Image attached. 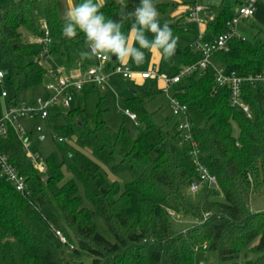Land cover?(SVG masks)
<instances>
[{
	"label": "trees",
	"instance_id": "obj_1",
	"mask_svg": "<svg viewBox=\"0 0 264 264\" xmlns=\"http://www.w3.org/2000/svg\"><path fill=\"white\" fill-rule=\"evenodd\" d=\"M80 2L75 0V4ZM192 2L154 0L161 23H168L175 36L190 31L185 27L189 23L187 14L174 17L171 13L178 5ZM125 3V11L130 12L139 0ZM39 4L40 0H17L0 10L3 67L13 69L29 87L40 85L48 73L40 62L42 56L65 54L69 58L71 47L85 51L83 33L75 38L63 35L61 0H46L44 4L47 44L22 36L20 27L31 37L44 36L37 20ZM101 11L120 20L125 34L134 23V19L122 18L119 0H104ZM234 16L235 10L224 3L215 5L202 39L212 42L227 30ZM201 57L192 46L178 43L173 57H161L159 70L169 63V73L174 74ZM213 60L224 65L225 72L239 76L264 72V43L234 35L227 50L216 51ZM85 62L92 64V59ZM117 63L115 56L110 57L106 69ZM181 82L171 95L186 105L199 162L216 176L224 200H212L211 190H200L205 193L196 205L187 202L182 188L188 187L196 174L191 142L183 140L176 122L165 129L155 121V112L147 107L150 91H133L123 99L124 108L136 116L138 133L132 139L123 123L115 130L107 127L105 96L91 106L89 97L98 91L97 86L85 85L75 94L66 114L58 107L51 114L68 120L58 129L68 137L77 134L78 145L89 148L97 161L80 150L69 155L68 165L49 155L43 160L46 168L41 173L27 157L13 127L0 135V150L25 177L28 188V194H21L0 175V264H15L10 240L21 246L22 264H83L78 259L80 251L92 256V264H197V252L211 253L218 261L214 264H238L243 251L254 255L244 264H264V209L252 211L249 203L252 193L264 196V85L242 84V100L253 112V118L248 119L230 105L229 89L215 84L211 66L192 70ZM30 149L35 152L33 145ZM100 164H111L113 174L128 171L131 180L124 184L108 180ZM78 183L83 197L78 193ZM131 196L137 199L138 211L128 214ZM180 207L202 217L176 232L169 212ZM95 216L112 233L113 242L98 233ZM55 230L63 233L72 249L57 241Z\"/></svg>",
	"mask_w": 264,
	"mask_h": 264
},
{
	"label": "rangeland",
	"instance_id": "obj_2",
	"mask_svg": "<svg viewBox=\"0 0 264 264\" xmlns=\"http://www.w3.org/2000/svg\"><path fill=\"white\" fill-rule=\"evenodd\" d=\"M12 1L17 0H0V10H2L7 4ZM46 0H40V4L37 11V20L38 25L42 27L43 17V8ZM194 1V0H193ZM247 0H199L206 8L203 12V15L206 16V13H210V17L206 18L205 23L199 25V31L204 32V28L208 23L209 19L214 15V6L220 3H224L229 6L232 10H237L241 3H244ZM255 3V10L252 16L246 18H238L235 24V34L238 37L243 38L248 42H261L264 43V0H252ZM75 5V0H61V15L65 16V12ZM181 6L178 5L177 8L171 13L172 16L175 12L178 11V8ZM207 21V22H206ZM190 31L177 34L178 43L182 46L190 45L195 38L197 30L192 24L185 25ZM131 28V27H130ZM19 31L22 33V36L29 37V34L23 29L19 28ZM130 31V29H129ZM84 50L87 51L86 46ZM2 53L3 50L0 46V72H2L3 77L0 82V118L8 112V108L11 102L15 101L16 106H23L31 104L32 101L39 95L44 93V86L49 83V73L51 70L55 74L60 70L64 77L75 76V72H79L82 77L85 76V71L91 65H95L96 60L92 58V64L85 62V59H81V51L77 48L71 47L69 52V58L65 54H50L45 55L40 58L41 64L47 68L48 73L44 76L43 81L40 85L36 87H29L26 85L23 77L18 76L13 69L3 67L2 62ZM150 54H145V59L142 64H135L131 61L128 63L135 68H147L150 63ZM160 64V63H159ZM159 68V66H157ZM162 74L171 75L169 73V63H164L162 67ZM182 82L178 85L173 86L168 91V95L173 93L174 88L179 87ZM158 84L153 79H148L144 83H140L139 80L134 78H122L117 74H113L109 77L108 80L103 82L101 85L97 86L103 95H105L104 105L106 107V112L104 119L106 125L109 129L115 130L122 123L127 128L129 136L133 139L138 133L137 125L124 115V106L123 99L130 95V93L138 92L144 89H147L152 93L148 108L151 111L155 112V121L158 124L164 126L165 129L171 128L174 123L177 121V117L174 116L171 112L168 97L157 88ZM6 93V96H2V92ZM98 100L97 92L94 91L89 97L91 106ZM62 113L66 114L67 110L62 109ZM68 121L63 116H50L46 119H41L36 115H28L25 117H19L18 123L20 126L26 130L28 137L31 141V145L35 148V154L40 156L44 160L49 155H54L56 159L68 165L70 162V154H74L76 151H82L87 155H90L92 159L97 161L91 154L89 148L81 147L76 141L77 134H74L70 137L66 136L57 126H60ZM37 127L40 130H37ZM234 134L237 135V129L234 127ZM40 135H43V138L40 139ZM60 138L61 140H59ZM111 164H100L101 172L106 176L108 180H117L120 184H124L131 180V176L128 171L123 170L117 174L111 172ZM42 173V172H41ZM68 175V174H67ZM44 177V175H42ZM78 193L83 197V188L78 183ZM204 191L191 192L188 187L182 188V194L185 196L188 203L191 205H196L201 196L204 194ZM209 198L216 201H223V195L219 189H212L209 193ZM250 209L252 211H257L264 209V196H260L256 193L250 194ZM83 204L91 208L90 203L83 199ZM138 205L137 199L134 196H131L130 206L126 209L128 214L137 213ZM170 214V213H169ZM202 215L194 210H188L180 207L172 215H169V221L172 225L174 231H183L195 223L200 222ZM93 221L96 224L98 233L106 238L108 241L113 242L114 237L112 233L105 226L104 222L100 217H93ZM14 256L15 264H22V249L21 246L14 240H10ZM3 240L0 241V257L2 251ZM254 257L253 254H250L246 251L240 253L238 258V264H244L245 260L248 258ZM79 261L83 264H92V256L87 254L84 251H80L78 256ZM202 261L204 264H214L218 263L217 260L213 258V255L209 252H197L196 254V263Z\"/></svg>",
	"mask_w": 264,
	"mask_h": 264
},
{
	"label": "built area",
	"instance_id": "obj_3",
	"mask_svg": "<svg viewBox=\"0 0 264 264\" xmlns=\"http://www.w3.org/2000/svg\"><path fill=\"white\" fill-rule=\"evenodd\" d=\"M205 6L194 0L187 7V19L189 22L200 25L205 23L206 16L203 15ZM255 10V3L252 0H247L241 4L235 11V16L227 23V30L219 34L212 42L204 41L203 33L197 31L195 38L192 42V48L202 55L197 63L182 66L178 71L171 75H164L157 66H150L144 70H134L128 63H117L109 70L106 69V64L109 59L103 57H94L96 60L95 65H91L85 71V76L77 74L71 77H64L60 70L57 75L49 81L44 87V93L35 98L31 104L16 106L9 105L8 112L4 117L0 118V135L7 133L8 127L11 126L15 130L18 138L22 141L23 148L26 155L34 167L39 172L45 171V163L36 155L31 149V141L28 137V132L24 130L18 123L19 117L28 115H36L41 119L48 118L51 111L58 107L68 110L73 106L75 101V94L79 92L85 85L99 86L109 79L113 74H117L122 78H132L138 75L143 80L153 79L162 83V92L167 95L171 112L178 119L177 129L182 133L184 141H190L192 150L190 154L196 163L195 177L188 183V189L191 192H198L200 190H212L217 188L216 176L204 165L199 162L197 144L192 138L191 125L189 122V114L185 104H181L174 96L168 95L169 89L181 83L183 79L196 68L204 69L211 66L214 71L215 84L219 87H227L229 89V102L233 108L241 111L248 119L253 118V112L250 106L242 100V84L249 83L252 86L264 85V72L250 74L248 76H239L235 72H225V67L222 64L214 62L213 54L218 50H227L229 39L236 35L235 24L238 18H246L252 16ZM42 30L44 36H35L30 40L41 44L48 43V29L45 21H42ZM46 52V49L44 50ZM3 77L0 72V82ZM2 96H6L3 91ZM124 115L136 123L135 114L129 109H124ZM37 130H40L37 127ZM61 140L60 138H58ZM0 175L7 179V181L19 191L21 194H28L26 179L23 175L19 174L14 164H12L8 156L0 150ZM170 214H173L171 211ZM54 236L61 245L68 246L72 249V245L67 241L66 237L59 230L54 231ZM197 264H204L202 261Z\"/></svg>",
	"mask_w": 264,
	"mask_h": 264
},
{
	"label": "clouds",
	"instance_id": "obj_4",
	"mask_svg": "<svg viewBox=\"0 0 264 264\" xmlns=\"http://www.w3.org/2000/svg\"><path fill=\"white\" fill-rule=\"evenodd\" d=\"M119 3L122 18L134 19L127 34L120 20L108 18L101 11L104 0H82L65 12L63 35L75 38L78 33L84 34L87 51L80 53L81 59L115 56L121 64L131 61L139 65L145 59L144 50L159 52L164 59L176 54L178 37L168 23H161L154 0H139L130 12L125 11V0Z\"/></svg>",
	"mask_w": 264,
	"mask_h": 264
},
{
	"label": "crops",
	"instance_id": "obj_5",
	"mask_svg": "<svg viewBox=\"0 0 264 264\" xmlns=\"http://www.w3.org/2000/svg\"><path fill=\"white\" fill-rule=\"evenodd\" d=\"M243 4V3H242ZM240 6V5H239ZM187 7H188V4H181V6L178 8V11L177 12H175L174 13V17H177V16H179V15H181V14H187ZM172 15V14H171ZM211 15H210V13H206V18H209ZM212 18L213 17H211V19H209V21H208V23L212 20ZM244 18V17H243ZM186 20V23H189V24H192L193 26H195V28H196V30L198 31L199 30V25H196V24H193V23H191V22H189V20L188 19H185ZM207 22V21H206ZM207 23V24H208ZM203 24V23H202ZM206 24V25H207ZM201 25V24H200ZM128 33H129V30H128ZM149 54H150V58H151V60H150V63L148 64V66H147V68H149L150 66H159V63H160V60H161V55H160V53L159 52H156V51H149ZM148 54V55H149ZM129 64V63H128ZM130 65V64H129ZM131 66V65H130ZM134 70H144V69H146V68H143V67H140V68H135V67H133V66H131ZM79 72H75V74L77 75ZM49 75V81H51L52 79H54V77L57 75V74H55L54 73V71L53 70H51L50 71V73L48 74ZM132 78H134V79H137V80H139V82L140 83H144V82H146V81H148V80H143V79H141L138 75H134ZM131 78V79H132ZM157 82V81H156ZM157 84H158V86H157V88L159 89V91H162V83L161 82H157ZM45 87V86H44ZM163 93V92H162ZM97 96H98V99H99V97H101V96H105V95H103L99 90L97 91ZM5 97V96H4ZM149 102H150V99H149V101H148V104H149ZM148 104H147V107H148ZM149 109V108H148ZM151 111V110H150ZM152 112H154V111H152ZM46 119V118H45ZM134 122V121H133ZM135 123V122H134ZM29 133V132H28ZM43 138V135H40V139H42Z\"/></svg>",
	"mask_w": 264,
	"mask_h": 264
}]
</instances>
